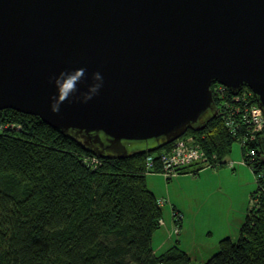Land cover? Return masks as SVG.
Returning a JSON list of instances; mask_svg holds the SVG:
<instances>
[{"label":"water","instance_id":"obj_1","mask_svg":"<svg viewBox=\"0 0 264 264\" xmlns=\"http://www.w3.org/2000/svg\"><path fill=\"white\" fill-rule=\"evenodd\" d=\"M216 82L249 87L264 111V0H0V110L95 155L203 129Z\"/></svg>","mask_w":264,"mask_h":264},{"label":"trees","instance_id":"obj_2","mask_svg":"<svg viewBox=\"0 0 264 264\" xmlns=\"http://www.w3.org/2000/svg\"><path fill=\"white\" fill-rule=\"evenodd\" d=\"M224 93L214 95L217 115L186 133L210 159L216 155L211 167L225 164L238 140L225 122L226 109L238 102L230 90ZM0 125V264H191L178 244L160 254L153 248L163 207L147 176L161 171L148 172L145 160L171 144L122 159L100 156L95 164L93 152L37 115L6 108ZM256 144L254 161L242 147L257 187L239 237L221 239L204 264H264V153ZM207 166L193 164L181 173Z\"/></svg>","mask_w":264,"mask_h":264},{"label":"rangeland","instance_id":"obj_3","mask_svg":"<svg viewBox=\"0 0 264 264\" xmlns=\"http://www.w3.org/2000/svg\"><path fill=\"white\" fill-rule=\"evenodd\" d=\"M214 84V83H213ZM187 136H190L189 134ZM191 137V136H190ZM207 153V152H206ZM210 154L207 153V156ZM225 164L211 167L207 166L201 170V177L192 172L181 173L189 174L191 176L182 178V183L186 185V189L182 190L179 183L176 184L177 177H172L167 180V176L158 172L155 175L151 174L148 179V184L155 185L159 188V194L163 193L165 197L164 220L162 227H170L173 223V228L166 231L168 235L172 234L175 239L179 235L175 231V219L176 212L180 214V231L182 228V222L184 214L180 208L173 209L172 198L179 197L181 203L185 202L186 207L190 209L193 205L197 206L196 200L200 199L203 205L201 211L197 212V217L193 222V228L197 233L202 234L204 231L212 230V241H216L215 238L225 225H230V236L237 240L239 237L240 223L246 217L248 210L252 206V192L257 187V176L253 168L244 161L242 152V143L236 140L233 143L232 151L224 158ZM152 178L153 182H150ZM203 179V180H202ZM209 181V186L204 192V195H194V184H203L205 180ZM197 189V186H195ZM205 189V188H204ZM194 192V193H193ZM170 198V199H168ZM164 230H159V235ZM179 231V232H180ZM199 236V235H198ZM200 237V236H199Z\"/></svg>","mask_w":264,"mask_h":264},{"label":"built area","instance_id":"obj_4","mask_svg":"<svg viewBox=\"0 0 264 264\" xmlns=\"http://www.w3.org/2000/svg\"><path fill=\"white\" fill-rule=\"evenodd\" d=\"M213 85L214 95L220 94L222 97H225V90H230L219 82ZM253 93L250 89L249 92L240 91L238 94H234V98L238 104L230 108L228 106L226 109L227 114L225 115L226 125L238 137V140L242 143V147H246V155L251 161H254L258 157V146L256 143L264 133V111L259 102L254 100ZM190 136L184 134L170 143V147L147 155L145 160L147 171L151 172L160 169L162 173L170 178L178 175L183 169L193 164L198 166L201 164L213 165L212 161L216 155L210 159L207 156L206 150L196 142L194 136ZM99 157L95 155L92 162L98 163ZM244 161L246 162L245 158ZM158 202L160 205H163L165 200L160 198ZM175 215L177 219H175L174 229L179 233L181 217L179 212H176Z\"/></svg>","mask_w":264,"mask_h":264},{"label":"crops","instance_id":"obj_5","mask_svg":"<svg viewBox=\"0 0 264 264\" xmlns=\"http://www.w3.org/2000/svg\"><path fill=\"white\" fill-rule=\"evenodd\" d=\"M156 173L158 172L148 173L147 183H148L149 176L151 174L155 175ZM197 175L201 177V171L197 173ZM189 176L191 175L182 174V175L174 176V177H177L176 184L179 183L182 190L186 189V185L182 183V178L189 177ZM167 180H168V177H167ZM150 182L151 183L153 182L152 178L150 179ZM203 184H204V187L202 184H199V183L193 185L194 192H195V193L193 192L194 195L195 194L204 195V192L209 186V181L206 179L205 181H203ZM148 186L150 187L151 190H153L156 193V195L159 198L165 197L163 196L164 192L159 194L158 186L157 187L155 185L153 186V184H151V186L148 184ZM195 186H197V189L195 188ZM170 196L172 199L171 201L173 203L172 204L173 209L180 208L179 210H181L184 214L182 228H181V231L179 232V235L175 239V237L172 234L168 235L166 233V231H169L168 229L173 228V223L171 224L170 227L165 228V227H162L165 221H162L159 229L155 232L153 236V248L156 253L160 254V253L165 252L167 249L174 246L175 244H178L182 249H184L190 255L191 264H204L219 250L220 240L223 239L224 237L230 236V233H231L230 225H225V227L220 232H218L215 238L216 241H212L209 239L211 237V233H213L212 230L204 231L202 234H199L193 228V222L195 221V219L192 217L194 216L197 217V212L201 211L203 208V205L200 202V199L196 200L197 206L193 205L190 209H188V207L184 206L185 202L181 203L179 200H177L179 197L176 198L175 196V199H173L172 195ZM164 205L165 204H163L162 207H164ZM162 220H164V209H163ZM244 221H245V218H244ZM244 221L242 220V222L240 223V228L242 224L244 223ZM159 230H164V231H162L159 235H157ZM239 233H240V230H239Z\"/></svg>","mask_w":264,"mask_h":264}]
</instances>
